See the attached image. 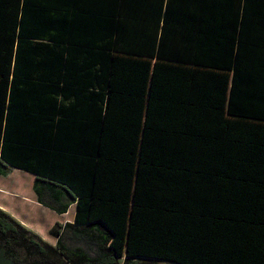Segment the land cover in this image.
I'll list each match as a JSON object with an SVG mask.
<instances>
[{"label":"trees","instance_id":"16d2710c","mask_svg":"<svg viewBox=\"0 0 264 264\" xmlns=\"http://www.w3.org/2000/svg\"><path fill=\"white\" fill-rule=\"evenodd\" d=\"M0 264H264V0H0Z\"/></svg>","mask_w":264,"mask_h":264},{"label":"rangeland","instance_id":"374dc122","mask_svg":"<svg viewBox=\"0 0 264 264\" xmlns=\"http://www.w3.org/2000/svg\"><path fill=\"white\" fill-rule=\"evenodd\" d=\"M32 178L31 175L18 170H13L6 177H0V187L10 190L8 192L0 191V202L19 222L23 221L26 228L46 240L53 241V238L49 235L50 230L56 223L69 220V215L70 217L72 214L75 215V207L70 208L66 219H61L56 213L46 208L39 212L35 209V205H38V203L33 205L23 198V195H29L30 193L29 185ZM14 192L20 194H13ZM31 193L34 194L33 186L31 187ZM38 207L42 206L38 205Z\"/></svg>","mask_w":264,"mask_h":264},{"label":"crops","instance_id":"0c3cea01","mask_svg":"<svg viewBox=\"0 0 264 264\" xmlns=\"http://www.w3.org/2000/svg\"><path fill=\"white\" fill-rule=\"evenodd\" d=\"M19 171V170H18ZM22 172V171H21ZM25 173V172H24ZM30 175V174H29ZM32 176V175H31ZM33 178L31 179V183H30V185H29V188H30V193H29V195H23V198L26 200V202H28V203H30V204H33V205H35V204H37V200H36V196L33 194V193H31V187L33 186V184H34V182H33V180H34V176H32ZM2 190H4V191H6V192H8V191H10L8 188H1L0 187V191H2ZM19 192H14L13 194H18ZM20 194V193H19ZM38 205H40V204H38ZM38 205H35V209H37L39 212H40V210H42L43 208H45V207H38ZM75 207V206H74ZM0 209H2V210H4L5 212H7L8 214H10L9 213V211L7 210V208L6 207H4L3 206V204H2V202H0ZM47 209V208H46ZM70 212V209H69V211H68V213ZM68 213L67 214H65V215H58L61 219H66L67 218V215H68ZM11 215V214H10ZM13 218H15L13 215H11ZM74 218H75V215H71V217H70V215H69V220H64L63 222H61V224H65V223H67V222H70V223H72L73 221H74ZM16 219V218H15ZM17 220V219H16ZM18 221V220H17ZM19 222V221H18ZM23 226H25L24 224V222L23 221H21L20 222ZM24 223V224H23ZM60 223V222H59ZM55 226V225H54ZM53 226V227H54ZM52 227V228H53ZM35 233V232H34ZM37 234V233H36ZM38 235V234H37ZM49 235H50V232H49ZM39 236V235H38ZM39 237H41V236H39ZM50 237H52L51 235H50ZM42 238V237H41ZM53 238V237H52ZM43 240H45L46 242H48L50 245H52V246H55L56 245V239L55 238H53V241H49V240H46V239H44V238H42Z\"/></svg>","mask_w":264,"mask_h":264}]
</instances>
